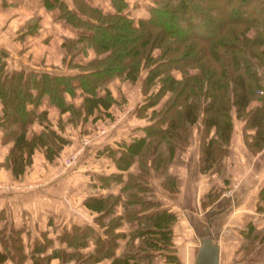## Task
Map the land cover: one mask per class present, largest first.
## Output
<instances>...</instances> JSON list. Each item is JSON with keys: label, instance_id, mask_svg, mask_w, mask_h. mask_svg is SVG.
Masks as SVG:
<instances>
[{"label": "trees", "instance_id": "1", "mask_svg": "<svg viewBox=\"0 0 264 264\" xmlns=\"http://www.w3.org/2000/svg\"><path fill=\"white\" fill-rule=\"evenodd\" d=\"M43 2L48 8L58 7L59 16L66 22L88 29L64 41L70 59L86 45L93 47L96 56L87 63L69 60L80 68L75 74L43 68L8 69L6 61H0V129L2 141L10 142L1 164L19 178L33 162L37 149L53 160L71 141L63 135L62 123L59 129L53 127L47 110H37L45 94L62 111L72 112L70 120H84L96 108L107 109L115 102L108 87L113 78L135 81L144 70L142 90L151 92L138 113L145 114L165 94L168 97L159 109H152L151 122L142 127L144 136L125 143L118 154L111 147L102 151L112 156L120 169H128L136 160L139 170L128 172L121 193L88 195L84 199L87 207L99 212L95 220L103 231L96 232L92 225L65 229L59 236L76 247L97 235L93 251H64L62 257H74L78 264H94L106 257H112L109 264H150L163 253L167 261L180 264L173 243L176 214L161 207L150 175L164 174L163 184L176 189V176L168 171L169 164L176 150H183L189 143L191 127L199 121V167L203 172L220 171L230 151L233 108L244 120L246 147L252 153L264 148V0H150L149 15L137 20L122 11L127 0H112L115 12L86 0H74L76 9L65 0ZM39 26L40 16L33 17L20 34L35 32ZM251 28L253 36L248 35ZM190 67L200 72L191 74ZM79 87L84 97L81 105L75 106L66 101L65 93L74 95ZM102 89L104 94L99 93ZM253 99L260 102L250 107ZM31 103L35 106L30 107ZM35 120L44 128L30 136L29 124ZM100 177L106 182L123 180V172ZM260 195L264 197V188ZM119 202L123 211L116 213ZM123 220L136 221L137 225L116 255L119 238L126 236L117 230ZM21 231L8 223L0 228L4 246L0 264L8 258L17 263L25 258ZM47 257L35 256L34 262L38 264V258Z\"/></svg>", "mask_w": 264, "mask_h": 264}, {"label": "crops", "instance_id": "2", "mask_svg": "<svg viewBox=\"0 0 264 264\" xmlns=\"http://www.w3.org/2000/svg\"><path fill=\"white\" fill-rule=\"evenodd\" d=\"M65 1L70 8L76 9L74 0ZM86 1L107 12L117 10L112 0ZM149 3L150 0H127L122 11L137 20L149 15ZM59 14L58 7L48 8L43 0H0V61H6V68H43L75 74L80 68L73 63H87L96 56L93 47L86 45L70 59L64 41L76 38L88 29L73 26ZM36 16H40L37 31L20 34ZM69 60L73 63H69ZM144 75L143 70L135 81L113 78L108 87L115 102L107 109L96 108L84 120H70L72 112L62 111L45 94L37 110H47L48 121L53 127L59 129V122L62 123L61 131L71 141L64 145L53 160L46 159L43 151L37 149L33 162L19 178H15L11 170L1 164L6 158L10 142L2 141L0 129V228L5 223L20 228L25 253L21 263L8 258L3 264H35V256L43 255L49 257L47 260L38 258V264H78L74 257L63 258L64 251L79 249L86 252L95 249L97 233L89 236L85 245L78 247L59 234L65 229L72 231L73 225H92L96 232L102 233L103 228L95 220L99 212L87 207L84 199L88 195L121 193L128 172L139 170L138 161L135 160L128 169L122 170L106 152H103L105 156L93 153L101 162L94 163L95 168L85 162L87 157L83 160L84 166L74 168L59 167L58 160L61 162L69 154L64 152L70 148L68 145L73 141L71 131L75 129L86 131L90 126L93 129L98 127L97 139L102 138L99 135L111 131L112 135L103 144L97 145V149L111 147L116 154L120 147H124L134 137L144 136L142 127L151 122L149 117L152 109H159L163 101L149 107L145 114L138 113L151 92L142 90ZM99 93L104 94V90ZM167 95H164V99ZM83 97L80 87L74 95L65 93L66 101L75 106L81 105ZM29 106L35 105L31 103ZM243 125L244 120L234 119L230 151L224 157L220 171L201 173L199 140H196L190 152L177 149L174 160L169 164L168 171L176 176V189L170 190L164 185L166 188L155 187L154 192L161 207H167L176 214L173 243L181 264H195L200 246L208 237L219 247V264H264V197L260 195L264 188V148L252 153L246 147ZM43 128L44 124L35 120L29 124V135ZM89 136L91 130L84 139L90 141L96 137L94 135L89 139ZM75 152L81 155L80 150ZM119 171L123 172V180L110 179L106 182L100 177ZM31 181H38L39 185H31ZM122 211L123 205L119 202L115 205V212ZM136 225V221L123 220L117 228L124 231L126 236L119 238L116 255L122 252L129 231ZM0 250H4L1 241ZM111 259L106 257L94 264H109ZM150 264L173 263L167 261L163 253H159Z\"/></svg>", "mask_w": 264, "mask_h": 264}, {"label": "rangeland", "instance_id": "3", "mask_svg": "<svg viewBox=\"0 0 264 264\" xmlns=\"http://www.w3.org/2000/svg\"><path fill=\"white\" fill-rule=\"evenodd\" d=\"M254 32H255L254 29L251 28L248 31V35L249 36H253ZM172 71L175 74H177V75L181 74V72L179 70L176 71V69L175 70L173 69ZM189 72L191 74H195V73L200 72V69L197 68V67H190L189 68ZM168 93H170V92H168ZM166 97H168V95ZM165 99H164V96H163L159 100V102L161 100L164 101ZM163 101H162V104H163ZM159 102H158V104H159ZM259 102L260 101L258 99H253L251 101V106L250 107L258 104ZM232 112L234 113V119H241L240 117H238L236 115V112H235L234 108H233ZM241 120H243V119H241ZM121 125H122V122L119 124V126H121ZM201 126H202L201 125V121H199L198 123H196L195 125H193L191 127L190 140H189V143L183 149V151H186V150L189 151V152L192 151L193 150L192 146L194 144V141L197 140V142H198V140H199L198 149H199V154H200V149H201V140H200L201 139ZM243 127H244V125H243ZM90 128H92V127L91 126L88 127L86 131L83 130V129L81 131H79L77 129L72 130V128H71V130H72L71 131V135L73 136V138H72L73 141H72L71 145H68V146H70V148L64 152V153H69V154H67V156H65L62 159L61 162L58 160V163L60 165L59 167L68 166V168H70V167L74 168V167L84 166L83 165V160H84L85 157H87V160L85 162L91 163L92 168H95L94 163H101L100 160H98V158H95V155H93V153H99V154H101V155L103 154V156H105V154L102 152L103 151V147L105 148V146L97 149V145L103 144L105 139L110 137L112 134H111V131L110 132H106L104 134L99 135L102 138H98L97 139V135L99 134V131H98L99 128L98 127H96L95 129H93V128L90 129ZM90 130H91V137H94V135H96V137H95V139L93 138V140L88 141V139H84V138L86 137V133H89ZM91 137L89 136L88 138L90 139ZM73 150H74V152H73ZM77 150H80V152H81L80 156L75 154V153H77V152H75ZM179 151H182V150L179 149ZM68 171H69V169H68ZM200 171H201V173H203V171L201 169H200ZM164 178H165V175L162 174V173H158V172L151 173V175H150V179H151L150 183H151V185L153 187V190L156 189L155 187L159 188V187L164 185L163 184ZM161 179H162V182H161ZM31 182H32L31 185H36V186L39 185L38 181H36V182L35 181H31ZM164 188H166V187H164ZM155 198H156V193H155Z\"/></svg>", "mask_w": 264, "mask_h": 264}, {"label": "water", "instance_id": "4", "mask_svg": "<svg viewBox=\"0 0 264 264\" xmlns=\"http://www.w3.org/2000/svg\"><path fill=\"white\" fill-rule=\"evenodd\" d=\"M195 264H219V247L209 237L203 240Z\"/></svg>", "mask_w": 264, "mask_h": 264}]
</instances>
